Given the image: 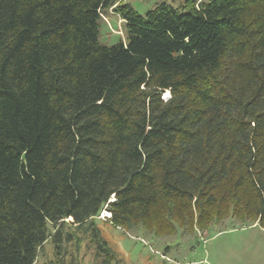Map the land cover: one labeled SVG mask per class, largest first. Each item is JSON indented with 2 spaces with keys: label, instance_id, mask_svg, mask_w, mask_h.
<instances>
[{
  "label": "trees",
  "instance_id": "1",
  "mask_svg": "<svg viewBox=\"0 0 264 264\" xmlns=\"http://www.w3.org/2000/svg\"><path fill=\"white\" fill-rule=\"evenodd\" d=\"M123 1L0 0V264L49 238L46 264H80L83 236L114 259L104 210L154 235L264 227V0Z\"/></svg>",
  "mask_w": 264,
  "mask_h": 264
},
{
  "label": "rangeland",
  "instance_id": "2",
  "mask_svg": "<svg viewBox=\"0 0 264 264\" xmlns=\"http://www.w3.org/2000/svg\"><path fill=\"white\" fill-rule=\"evenodd\" d=\"M184 0H126L139 14L159 2L179 7ZM125 39V22L112 8L100 11L98 40L111 45ZM99 214L96 223L108 241L115 258L96 259L93 247L83 236L80 264H264V227L258 222L226 217L208 227L192 231L177 227L172 234L154 235L143 228L124 230ZM54 246L49 238L39 249L34 264H46L54 258Z\"/></svg>",
  "mask_w": 264,
  "mask_h": 264
},
{
  "label": "bare ground",
  "instance_id": "3",
  "mask_svg": "<svg viewBox=\"0 0 264 264\" xmlns=\"http://www.w3.org/2000/svg\"><path fill=\"white\" fill-rule=\"evenodd\" d=\"M169 94V92L168 91H166V93H165V96H167ZM105 215L106 216H110V212H108V211H105Z\"/></svg>",
  "mask_w": 264,
  "mask_h": 264
}]
</instances>
